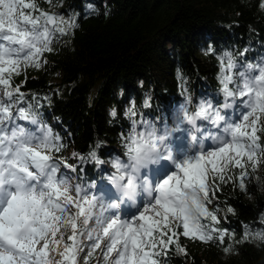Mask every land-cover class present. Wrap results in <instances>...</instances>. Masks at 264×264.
<instances>
[{"label": "clouds", "instance_id": "clouds-1", "mask_svg": "<svg viewBox=\"0 0 264 264\" xmlns=\"http://www.w3.org/2000/svg\"><path fill=\"white\" fill-rule=\"evenodd\" d=\"M241 3L251 7L253 0ZM65 5L66 0H0V264H161L154 259L168 247L161 226L171 231V226L180 225L185 237L215 245L223 253L221 260L239 257L237 245L264 251V210L254 222L240 221L242 233L237 239L235 230L217 225L218 214L235 218L238 210L232 205L211 207L219 185L207 182L210 177L222 183L236 181L235 186L259 209L248 186L255 185L264 195V143L257 135L264 134V51L247 58L244 52L249 48L240 51L236 44L223 48L216 54L217 89L196 97V102L186 89L182 101L173 104L171 123L163 112L155 119L135 118L141 108L133 95L124 111L129 127L121 134L119 153L101 157L99 151L107 141L96 138L89 153L72 151L62 158L57 154L67 145L49 126L40 101L35 94L27 101L10 81L13 73L21 75V69H43L48 64L43 54L56 46L74 52L75 32L83 30L81 16L100 15L90 0H82V9L66 13L60 11ZM104 7L108 20L112 10L106 2ZM257 12L264 14V0H259ZM248 29L256 31L252 24ZM200 51L205 58L216 53L211 41ZM175 76L189 79L179 65ZM137 86L143 89L144 81ZM124 94L125 89L118 88L117 99ZM97 96L89 93V108ZM150 101L149 91L141 107L151 108ZM117 115L115 105L108 108L110 127ZM237 115L242 118L236 119ZM199 157L212 160L211 168L201 163L181 170L180 165ZM67 159L94 165L97 178L78 177L76 166ZM165 161L178 170L162 189L152 172ZM104 167L109 171L103 172ZM101 181L112 195L99 190ZM142 199L140 215H124L125 208L138 209ZM175 255L184 257L187 251L176 244Z\"/></svg>", "mask_w": 264, "mask_h": 264}, {"label": "trees", "instance_id": "trees-1", "mask_svg": "<svg viewBox=\"0 0 264 264\" xmlns=\"http://www.w3.org/2000/svg\"><path fill=\"white\" fill-rule=\"evenodd\" d=\"M90 2L100 8V15L88 19L81 16L79 22L83 30L75 32L71 45L74 52L69 47L56 46L52 52L43 54L48 60L43 69L29 68L19 76L13 73L10 81L14 87L19 86L18 95L22 93L27 101H32L35 94L40 101V111L49 126L67 145L63 152L57 154L62 158L68 157L72 151L82 155L89 153L90 145L95 147L96 138L107 141L99 151L101 157L119 153L121 134L129 127L124 111L133 95L136 106L141 108L135 118L148 116L155 119L163 112L171 123L173 104L182 101L186 89L194 93V102L196 97L217 89L219 68L216 54L223 48L233 44L238 45L240 51L249 48L244 52L247 58H254L258 52L264 51V14L257 12L259 0H253L251 7L242 4L241 0ZM105 2L112 10L108 20L104 18ZM45 5L41 2V7ZM73 8L82 9V0H66L65 8L60 11L66 13ZM220 22L231 25V28L221 26ZM249 24L256 29L255 32L249 31ZM210 41L216 53L205 58L200 49H207ZM177 65L189 78L187 82L176 79ZM141 79L144 81L143 89L137 86ZM120 87L125 89L122 100L116 96ZM149 91L152 107L143 109L144 93ZM89 93L94 96L98 93L91 108L88 106ZM113 105L117 107L118 115L110 127L108 108ZM20 106L25 105L22 103ZM257 135L264 143V134L258 132ZM67 163L76 166L78 177L97 178L94 165L76 159H67ZM107 171L104 167L103 172ZM234 171L239 172L240 169ZM209 183L219 185L214 189L211 207L232 205L238 210L235 218L229 215L225 219L218 214L220 223L217 227L235 230L234 234L239 239L242 233L240 221H256L258 212L264 210V195L257 192L255 185L248 186V193L259 204V209H256L247 195L235 186L236 181L222 183L218 178H210ZM98 188L112 195L104 181ZM183 231V226H174L173 238L167 241L168 247L154 259L160 260L161 264H264V251L248 244L237 245L241 253L239 257L221 260L223 253L215 245L205 246L185 237ZM228 243L225 236V246ZM176 244L186 249V256L175 255Z\"/></svg>", "mask_w": 264, "mask_h": 264}, {"label": "rangeland", "instance_id": "rangeland-1", "mask_svg": "<svg viewBox=\"0 0 264 264\" xmlns=\"http://www.w3.org/2000/svg\"><path fill=\"white\" fill-rule=\"evenodd\" d=\"M28 2H29V0H25V3H28ZM38 2H39V0H38ZM42 8L47 9V5L42 6ZM21 72H25V70L21 69ZM6 74H7V72L5 73V76H6ZM241 118H242V115H239V117L237 119H241ZM249 131H251V129H249ZM212 147H213V145H211L210 143L207 145V148H209V149L212 148ZM179 158H182L181 154H178V159ZM192 162L195 163L196 161H192ZM206 167L211 168V165L210 164L206 165ZM177 170L178 169L174 165H172L169 162L165 161L159 168H154L153 169L152 178H155V180H156V181H154L155 183H163V181L165 179H167L169 175H171L173 172H176ZM210 178L207 181L208 183L210 181ZM143 207H144V201L142 199L141 203H140V207L138 209H136L135 211H132V210H130L128 208H125L124 209V215L129 216V217L132 216V215H137L138 216V215H140L141 212H143ZM146 215H152V214L151 213H146ZM156 218L158 219L159 217H156ZM181 226L182 225H180L179 227H181ZM160 231H162L164 233L166 232V235L164 237L166 238L165 241L168 244L167 241H170L173 238L172 232L174 233V226H171V231H168L167 227H162L160 229ZM169 237H171L170 240H169ZM158 247H160V246H158ZM85 252H87V249H85Z\"/></svg>", "mask_w": 264, "mask_h": 264}, {"label": "snow or ice", "instance_id": "snow-or-ice-1", "mask_svg": "<svg viewBox=\"0 0 264 264\" xmlns=\"http://www.w3.org/2000/svg\"><path fill=\"white\" fill-rule=\"evenodd\" d=\"M4 71H9V69H4ZM201 163H203L205 166L209 165V164L212 165V160H210L208 158H205V157H199L197 159V161L195 162V164L192 161H187V162H185V164L180 165V168H181L182 171H187V169H189V168H191V167H193L195 165H199ZM213 170H215V169H213ZM171 179L172 178H168V179L164 180L162 185H161V188L163 189V188L167 187L171 183ZM141 219L144 220V219H151V218L150 217H146V216H141ZM162 225H163V223H162ZM162 227L163 226H161V228ZM185 227H187V226H185ZM185 234L187 235L188 233L185 232ZM161 235L163 236V242L166 243V241L164 240V236H165L164 232L161 231ZM153 264H155L154 261H153Z\"/></svg>", "mask_w": 264, "mask_h": 264}]
</instances>
